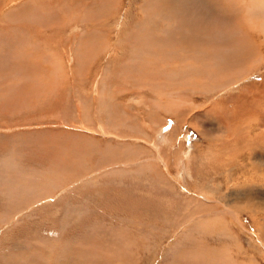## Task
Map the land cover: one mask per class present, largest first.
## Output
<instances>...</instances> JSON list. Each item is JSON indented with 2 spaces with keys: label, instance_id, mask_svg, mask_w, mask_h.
Listing matches in <instances>:
<instances>
[{
  "label": "rangeland",
  "instance_id": "1",
  "mask_svg": "<svg viewBox=\"0 0 264 264\" xmlns=\"http://www.w3.org/2000/svg\"><path fill=\"white\" fill-rule=\"evenodd\" d=\"M160 1L0 0V42L23 44L8 47L24 68L0 70V264H264V0H192L190 16ZM220 29L240 77L200 93L180 67ZM144 31L184 43L148 48ZM207 183L227 207L202 215Z\"/></svg>",
  "mask_w": 264,
  "mask_h": 264
},
{
  "label": "bare ground",
  "instance_id": "2",
  "mask_svg": "<svg viewBox=\"0 0 264 264\" xmlns=\"http://www.w3.org/2000/svg\"><path fill=\"white\" fill-rule=\"evenodd\" d=\"M46 1V0H45ZM176 1H180V0H161L160 1V3H161V5H164V4H166V5H173L174 6V2H176ZM195 1V0H194ZM200 1V0H199ZM213 1V0H212ZM31 2V1H30ZM30 2H28V3H30ZM209 2V1H208ZM27 3V4H28ZM34 3V2H33ZM198 3V2H197ZM26 4V5H27ZM31 4V3H30ZM175 4H177V2L175 3ZM39 5V4H38ZM183 5V7H181V4H180V9H181V13L182 14H190L191 12H192V10H194L193 8H189V7H187V5H192L193 6V3H192V0H184V3L182 4ZM23 7V6H22ZM199 7H200V5H199ZM256 7H257V5H256ZM34 8V7H33ZM32 8V9H33ZM195 8L198 10V8L195 6ZM213 9L215 8L216 9V7H214V5H213V7H212ZM22 9H24V8H22ZM35 9V8H34ZM158 9V8H157ZM44 10V9H43ZM95 10V9H94ZM197 10H195V11H197ZM1 11V10H0ZM24 11V10H23ZM26 11V10H25ZM199 11V10H198ZM201 11V10H200ZM30 12H32V13H34L35 11H30ZM206 12V11H205ZM230 12V11H229ZM18 13H19V11H18ZM195 13V12H194ZM201 13V12H200ZM222 13H223V11H222ZM221 12H220V16H221V14H222ZM25 14H26V12H23V13H21V14H19V17H17V18H21V17H23V16H25ZM163 14H164V16H163V18L165 19V17H168V15L167 14H165L164 12H163ZM205 14V13H204ZM14 15H15V13H14ZM32 15V14H31ZM35 15V14H34ZM34 15H33V17L32 18H34ZM199 15V14H198ZM45 16V15H44ZM190 16V15H189ZM201 16V15H200ZM220 16H217V15H215V17H217V18H220ZM232 16V15H231ZM27 17V15L24 17V18H26ZM86 17V16H85ZM91 18V17H90ZM182 18V17H181ZM189 18V17H188ZM191 18V17H190ZM13 19H15V18H13ZM27 19V18H26ZM35 19V18H34ZM163 19V20H164ZM170 19L173 21V24L171 25L172 27H171V29H168V30H170L171 32L173 31L174 33H175V31L174 30H176V28H182L181 26H179L177 23H176V21H175V17H170ZM185 19V18H184ZM229 20H228V25H229V27H230V25H231V18H228ZM24 20V19H23ZM29 19H27V21H28ZM192 20V19H191ZM207 20V19H206ZM216 21H217V23H218V25H220L221 27L224 25V22L223 21H221V20H219V19H215ZM227 20V19H226ZM169 21V20H168ZM195 21V20H194ZM187 22V21H186ZM7 23V22H6ZM23 22H21V24H22ZM33 23V22H32ZM196 23V22H195ZM216 23V22H215ZM11 24V23H10ZM24 24V23H23ZM13 25V24H12ZM15 25V24H14ZM25 25V24H24ZM31 25V24H30ZM44 25V24H43ZM187 25V24H186ZM191 25V24H190ZM189 25V26H190ZM29 26V25H28ZM141 26V25H140ZM143 26V25H142ZM200 26V25H199ZM207 26V25H206ZM12 27V26H11ZM33 27V26H32ZM82 27V26H81ZM185 27V26H184ZM212 27V26H211ZM16 28V27H15ZM15 28H13V30L15 29ZM34 28V27H33ZM142 28V27H141ZM145 28V27H144ZM218 27H216V29H217ZM226 28V27H225ZM20 29V28H19ZM25 29V28H24ZM187 29V28H186ZM199 29V28H198ZM16 30V29H15ZM141 30V29H140ZM201 30V29H200ZM221 31H220V33H217V34H215L216 35V37L220 40V42H218V41H216V39H215V36H209V37H205V39H204V42H202L203 44H204V46H205V50H204V54L203 55H200V56H202L201 57V59H202V63H201V65H197V67L196 68H194L196 65H195V63L193 64V61L191 62L190 60H186V61H188L189 63L186 65L185 63L186 62H184V64H182V66L180 67L181 68V71H180V73L182 74L183 73V75H186L187 77H188V81L187 82H193L194 81V79L193 78H191L189 75H196V77H197V79L195 80V85L197 86V87H195V90L196 91H198V92H200V93H205V94H209V92H212V91H215V90H217V89H220L221 87L222 88H224L223 86L226 84V86H228V85H230L231 84V82H234V80H233V78L235 77L236 78V80H238L239 79V77H240V72L239 71H237V68H239L238 66H240V59H241V57H239V56H237V54L239 55V51H241L238 47V49H235L234 47L233 48H230L229 46L230 45H233V44H231V42L232 41H230L229 40V37L232 35V32L230 31V30H225V31H222V29H220ZM7 32H8V30H6ZM145 31H146V29H145ZM145 31L143 32V34L145 33ZM184 31V30H183ZM182 31V32H183ZM213 31H214V29H213ZM137 32V31H136ZM142 32V31H141ZM234 32V31H233ZM0 33H1V31H0ZM13 33V32H12ZM24 33V32H23ZM159 33V32H158ZM166 33H167V29H166ZM5 34V33H4ZM7 34V33H6ZM15 34V33H14ZM17 34V33H16ZM142 34V33H141ZM150 34V32L148 33V35ZM152 34V33H151ZM163 34V33H162ZM180 34V33H179ZM183 34L184 35H186L187 37H190V36H192V35H190L188 32H186V30L183 32ZM1 35H2V33H1ZM12 35V34H11ZM19 35H21L20 33H19ZM135 35V34H134ZM138 35H140V34H138ZM145 35L147 36V32L145 33ZM172 35H173V33H172ZM175 35V34H174ZM4 36H8L7 38H9V36H10V32H9V35L7 34V35H4ZM4 36H1V38H4ZM141 36V35H140ZM144 35H142L141 37H143ZM146 36H145V43H146V46H148V48L150 47L151 48V46L153 45V46H158V45H160V44H162V45H164V46H162L163 48H171L172 47V43H174V44H182V43H184V42H182V43H180V41H184V40H182V36H181V34H180V36L181 37H178V38H176V40L175 39H172L170 36H168L167 37V39L166 38H158L157 37V41H158V44L156 43L157 41H156V39H155V37L154 36H147V39H146ZM165 36V35H164ZM13 37V36H12ZM16 37V36H15ZM20 37V36H19ZM19 37H17V38H19ZM135 37V36H134ZM140 37V39L137 41V44L139 45V46H141V44H145V43H143L142 42V40L141 39H143L144 40V38H141ZM148 37H149V39H148ZM151 37H153V38H151ZM159 37H160V35H159ZM174 37H177V36H174ZM203 37V38H204ZM237 37V36H236ZM6 38V39H7ZM21 38H23V37H21ZM137 38H138V36H137ZM152 40H151V39ZM235 38V37H234ZM6 39H5V41L3 42V41H1L0 43V46H2V47H4V45L6 46L5 48H10V45H9V47H8V44H9V42L11 43H13V45L14 44H16L17 42H13V41H11L12 39H11V37L8 39L9 41H6ZM13 39H14V37H13ZM28 39V38H27ZM134 39V38H133ZM199 39V38H198ZM232 39H233V37H232ZM237 39H240L239 37L237 38ZM190 40V39H189ZM202 40V39H201ZM20 41V40H19ZM22 41V40H21ZM203 41V40H202ZM235 41H236V39H235ZM241 41V40H240ZM243 41H244V39H243ZM76 42V41H75ZM199 42V41H198ZM22 43H23V41H22ZM186 43V42H185ZM234 43V42H233ZM240 43V42H239ZM28 44V43H27ZM187 44V43H186ZM189 44V43H188ZM235 44V43H234ZM12 45V44H11ZM17 45H23V44H19V43H17ZM16 45V46H17ZM190 45H191V43H190ZM16 46H11V48H10V50H9V52H8V54L9 53H13V51L15 50L14 48L16 47ZM143 46V45H142ZM179 46V45H178ZM186 46V45H185ZM194 46V45H193ZM26 46H24V48H25ZM135 47H136V45H135ZM143 47H145V46H143ZM181 47V46H180ZM188 47V46H187ZM1 48V47H0ZM21 48V47H20ZM23 48V47H22ZM24 48L21 50V51H23L24 50ZM28 49L30 48V47H27ZM155 48V47H154ZM189 48V47H188ZM191 48V47H190ZM193 48V47H192ZM3 49V48H2ZM1 49V50H2ZM146 49V48H145ZM172 49V48H171ZM181 49H183V47H181ZM197 49V48H196ZM200 49V48H199ZM198 49V50H199ZM18 50V49H17ZM33 50H35V49H33ZM128 50V49H127ZM142 50V49H141ZM148 49H146V51H147ZM167 50V49H166ZM201 50V49H200ZM200 50H199V52H200ZM227 51V53H225V54H221L218 58L216 57L217 56V54H218V51ZM138 51V50H137ZM139 51H140V49H139ZM153 51V50H152ZM202 51V50H201ZM223 51V52H224ZM1 52V51H0ZM16 52H18V51H16ZM29 52V51H28ZM31 52V51H30ZM128 52H129V50H128ZM141 52V51H140ZM20 52H18V54H19ZM25 53H26V50H25ZM34 53V52H33ZM171 53V52H170ZM184 53V52H183ZM190 53H191V51H190ZM192 53H193V51H192ZM198 53V52H197ZM0 54H2V56L3 57H0V70L4 73V72H7L8 71V74L11 72V73H15V74H17L16 72H18V71H20V69H21V71L19 72V73H21L22 72V69L24 70V68H23V63H22V61H20L21 60V58L20 59H18L20 56H18V57H16V56H11L10 54H9V56L11 57H7V58H5L4 57V53H0ZM27 54V53H26ZM127 54V53H126ZM142 54H145V53H142ZM181 54V53H180ZM195 54V53H194ZM193 54V55H194ZM7 55V54H6ZM20 55H21V53H20ZM22 55H24V53H22ZM183 55V54H182ZM181 55V56H182ZM187 55V54H186ZM1 56V55H0ZM8 56V55H7ZM129 56V55H128ZM184 56V55H183ZM242 56V55H241ZM16 57V58H15ZM26 57V56H25ZM31 57V56H30ZM178 57V56H177ZM189 57V56H188ZM187 57V58H188ZM191 57V56H190ZM189 57V58H190ZM243 57V56H242ZM8 58L10 59V60H8ZM24 58V57H23ZM145 58V57H144ZM167 58H169V57H167ZM171 58V57H170ZM195 58V57H194ZM212 58H216V59H213L212 60ZM28 59V58H27ZM179 59V58H178ZM185 59V58H184ZM193 59V58H192ZM32 60V59H31ZM34 60V59H33ZM32 60V61H33ZM166 60V59H165ZM181 60V59H180ZM179 60V61H180ZM195 60H198V58H196ZM164 61V60H163ZM182 61V60H181ZM185 61V60H184ZM177 62H178V60H177ZM196 62H198V61H196ZM241 62H243V61H241ZM34 64V63H33ZM171 65V64H170ZM172 65H174V64H172ZM176 65V64H175ZM174 65V66H175ZM152 66H153V64H152ZM155 66V65H154ZM151 67V66H150ZM162 67V66H161ZM171 67V66H170ZM178 67H179V65H178ZM241 67V66H240ZM160 68V67H159ZM159 68H157V69H159ZM26 69V68H25ZM156 69V70H157ZM167 69H169V68H167ZM173 69V68H172ZM177 69V68H176ZM161 70V69H160ZM166 70V69H165ZM170 70V69H169ZM178 70V69H177ZM239 70V69H238ZM241 70V69H240ZM27 71H28V69H27ZM27 71H25L26 73H27ZM168 71V70H167ZM179 71H178V73H179ZM136 72H137V70H136ZM160 72H162V71H160ZM159 72V73H160ZM168 72H170V71H168ZM10 73V74H11ZM149 73V72H148ZM4 74H6V73H4ZM15 74H11V76L13 75L14 77H15ZM23 74V73H22ZM21 74V75H22ZM25 74V73H24ZM150 74V73H149ZM160 74H162V73H160ZM176 74V73H175ZM3 75V74H2ZM17 75H19V74H17ZM6 76V75H5ZM10 76V75H9ZM12 76V77H13ZM27 76V75H26ZM161 76V75H160ZM7 77V76H6ZM137 77H139V76H137ZM163 77V76H162ZM8 78V77H7ZM6 78V79H7ZM25 78V77H24ZM28 78V77H27ZM234 78V79H235ZM9 79V78H8ZM14 79V78H13ZM17 78H15L14 79V81L16 82L17 80H16ZM18 80H20V79H18ZM235 80V81H236ZM122 81V80H121ZM135 81V80H134ZM184 81H186V80H184ZM183 81V82H184ZM129 82V81H128ZM182 82V81H181ZM17 83V82H16ZM167 83V82H166ZM164 84L165 86H168L169 88H173L174 86H169L168 84ZM12 84H13V82H12ZM180 84V83H179ZM183 84V83H182ZM192 84H194V83H192ZM9 85V84H8ZM135 85V84H134ZM147 85V84H146ZM27 86V85H26ZM25 86V87H26ZM184 86H186V85H184ZM189 86V85H188ZM14 87V86H13ZM24 87V86H23ZM22 87V88H23ZM24 87V88H25ZM178 87V86H177ZM10 88H11V86H10ZM21 87H20V89H21V92H22V89ZM32 88V87H31ZM230 88V87H229ZM28 89V88H27ZM150 89V88H149ZM148 89V90H149ZM152 89V88H151ZM192 89V88H191ZM190 89V90H191ZM15 90H16V93H20V90H19V87H18V85L16 86V88H15ZM153 91H154V89H152ZM165 90H167V89H165ZM183 90V89H182ZM193 90H194V88H193ZM194 90V91H195ZM11 91H12V89H11ZM151 91V90H150ZM172 91V90H171ZM23 92H25V89H24V91ZM175 92H178L177 90H175ZM26 93V92H25ZM27 93H28V91H27ZM172 93V92H171ZM168 94V93H167ZM169 96V95H168ZM199 96V95H198ZM23 97V96H22ZM21 98V97H20ZM209 98V97H208ZM157 102V101H156ZM30 105V104H29ZM16 109V108H15ZM9 110V109H8ZM12 115V114H11ZM2 117V116H1ZM178 119V118H177ZM155 144V143H154ZM158 151V150H157ZM185 155V154H184ZM182 156V155H181ZM255 156V155H254ZM183 160V159H182ZM168 167V166H167ZM52 169V168H51ZM213 171V170H212ZM54 173V172H53ZM139 173V172H138ZM18 175V174H17ZM44 175V174H43ZM165 175V174H164ZM31 176V175H30ZM38 176V175H37ZM45 176V175H44ZM48 176V175H47ZM8 177V176H7ZM49 177V176H48ZM29 180V179H28ZM231 180V179H230ZM1 181V180H0ZM30 181V180H29ZM2 182V181H1ZM4 182V181H3ZM2 182V183H3ZM168 182V181H167ZM212 182H214L213 180H212ZM220 183H221V181H219ZM218 182V183H219ZM10 183V182H9ZM218 183L217 184H215L214 186L216 187V189H213V188H209V184L207 183V184H205V185H203L201 188V190H200V192L199 191H196V194L198 195L199 193H200V197L203 199V200H209V203L211 204L210 206H205V210H204V212H202V215H204V214H206V213H215L216 214V211H213V210H216V206L214 205V204H212V202H217V203H220V205H222L223 206V208L224 207H227V204H226V202L224 201V197H226V194L224 195V193H222V191H220L219 189H218V186H220V185H218ZM3 184H6L5 182L3 183ZM20 184H21V182H20ZM48 185H49V183H47ZM76 184V183H75ZM26 185H27V183H26ZM216 185H218V186H216ZM52 187V186H51ZM214 187V188H215ZM220 187H222V186H220ZM6 188H9V186L8 187H6ZM10 188H12V187H10ZM3 189H4V187H3ZM27 189V188H26ZM6 190V189H5ZM11 190H13V189H10V190H8V191H11ZM29 190V192L30 193H28L29 195H32V193H33V191L32 190H30V189H28ZM7 191V190H6ZM6 191H5V193H6ZM1 193L2 192H4V191H0ZM12 192H14V191H12ZM207 193V194H206ZM12 194V193H11ZM40 194V193H39ZM3 195H4V193H3ZM44 195V194H43ZM6 196V195H5ZM10 196V195H9ZM19 198H21V195L20 196H18ZM47 197V196H46ZM18 198V199H19ZM37 198V197H36ZM10 199V198H9ZM15 199H16V197H15ZM227 199V198H226ZM12 200V199H11ZM22 201H21V203H22V206H23V204L24 203H26L27 205L29 204L28 203V201H23V199H21ZM9 201V200H8ZM18 201V200H17ZM212 201V202H211ZM10 203H8V204H10V207H8V208H10L11 209V207H13V208H18L20 205H19V203L20 202H16V201H9ZM50 202V201H49ZM200 206V205H199ZM201 208V207H200ZM220 208V207H219ZM218 208V209H219ZM19 209H21V208H19ZM222 209V208H221ZM5 210V209H4ZM23 210V209H22ZM219 211V210H218ZM73 212V211H72ZM197 212V211H196ZM229 212V211H228ZM233 212V211H232ZM231 212V213H232ZM87 213V212H86ZM204 213V214H203ZM225 213V212H224ZM234 213V212H233ZM195 214V213H194ZM193 213L191 214V215H194ZM197 215H198V213H196ZM200 214V213H199ZM15 215V214H14ZM54 215V214H53ZM218 215H219V213H218ZM229 215V214H228ZM234 214H232V216H233ZM45 216V215H44ZM55 216V215H54ZM65 216V215H64ZM231 216V217H232ZM56 217V216H55ZM68 217V216H67ZM14 218V217H13ZM66 218V217H65ZM233 218V217H232ZM234 221H237L238 219H236L235 217H234ZM69 220V219H68ZM55 223V222H54ZM78 224V223H77ZM237 224H238V222H237ZM64 226V225H63ZM81 226V225H80ZM10 227H11V225H10ZM196 228V227H195ZM241 228V227H240ZM12 229H13V227H12ZM11 230V229H10ZM121 230V229H120ZM195 231V230H194ZM258 232L260 233V234H262L263 232H262V230L260 229V230H258ZM121 233V232H120ZM257 235H259V234H257ZM116 238H118V237H116ZM209 240H210V238H209ZM118 241H120V239H118ZM216 241H217V239H216ZM27 244V243H26ZM261 244V243H260ZM263 247V246H262ZM212 249V247L211 248H209V249H207L208 251L209 250H211ZM214 251L216 250V248H214L213 249ZM16 251V250H15ZM14 251V252H15ZM226 251V250H225ZM213 252V251H212ZM3 253V252H2ZM82 253V252H81ZM36 254V253H35ZM223 254V253H222ZM221 254V255H222ZM225 254H227V253H225ZM16 255V254H15ZM84 255V254H83ZM212 255H214V256H212ZM212 255H197L198 257H200L201 256V258L203 257L204 258V256H207V258L208 257H211V258H213L214 259V261H211V260H208V259H203L204 261V264H226V263H228V262H226L225 263V261L226 260H224L225 258L223 257V256H221V255H218V254H212ZM224 255V254H223ZM71 256H73V255H70V257ZM77 256V255H76ZM89 256V255H88ZM91 256V258L93 259L94 258V255L92 256V255H90ZM27 257V256H26ZM96 257H97V255H96ZM126 257V256H125ZM124 257V258H125ZM223 257V258H222ZM68 259H67V261L66 262H63V263H61V264H66V263H72L73 262V260H72V258H69V256L67 257ZM76 258V257H75ZM83 258H84V256H83ZM88 258H90V257H88ZM91 258H90V261H89V264H94L95 262L93 261V260H95V261H97V258L96 259H93L92 261H91ZM181 258V260L179 259V260H176V262L175 263H178V264H186V263H183V257H180ZM200 258V259H201ZM226 258H228L227 256H226ZM23 259V258H22ZM27 259V258H26ZM25 259V260H26ZM86 259V258H85ZM192 259V258H191ZM190 259V260H191ZM8 260V259H7ZM77 259H75V261H76ZM87 260V259H86ZM101 260V259H100ZM104 260V259H103ZM175 260V259H174ZM20 261V260H19ZM22 261V260H21ZM24 261V260H23ZM30 261H32L33 262V259H30ZM30 261L28 262V263H30ZM78 261V260H77ZM105 261V260H104ZM180 261V262H179ZM188 261H189V259H188ZM227 261H228V259H227ZM35 262H36V260H35ZM102 262V261H101ZM171 262H173V261H171ZM197 262V261H196ZM196 262H194V264H196ZM18 263H20V262H18ZM17 263V264H18ZM27 263V264H28ZM189 263H191V264H193V262H192V260L191 261H189ZM23 264H25V263H23ZM33 264V263H32ZM37 264V263H36ZM95 264H99V263H95ZM103 264H104V262H103ZM188 264V263H187ZM200 264H202V262L200 263ZM231 264V263H230Z\"/></svg>",
  "mask_w": 264,
  "mask_h": 264
}]
</instances>
